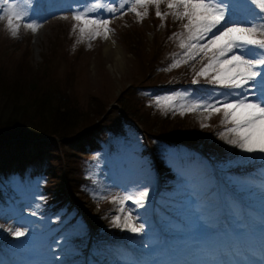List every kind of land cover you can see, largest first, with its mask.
Listing matches in <instances>:
<instances>
[{"label": "rangeland", "instance_id": "rangeland-1", "mask_svg": "<svg viewBox=\"0 0 264 264\" xmlns=\"http://www.w3.org/2000/svg\"><path fill=\"white\" fill-rule=\"evenodd\" d=\"M133 3L134 0H129V3L121 6V0H0V53L12 54L14 53L13 46L16 45L15 55L20 56L22 51L28 47V59L34 68L42 66L45 56L48 58L52 56L53 64L58 62L56 69L60 88L65 76H68V72L73 69L72 80L79 90L80 101L86 104L88 99L93 96L94 99L107 105L106 110L108 111L116 105V97L123 88L130 82L139 81L143 77L144 81L141 80L144 83V89L132 88V94L140 96L155 94L157 92L156 84H158L155 77L169 80L174 75L175 69L181 68V66L186 68L184 71H195L194 79H204L196 76V72L206 62L201 61L199 57L188 63H181L179 67H170L174 60L183 58L184 50L179 46L180 39L173 34L179 35L184 32L183 24L186 20H176L171 15L162 19L155 16L156 14L152 15L148 9L147 15L137 16L136 12L130 10ZM233 3L237 5V8L234 13H230V19H253L255 13L251 11V6L246 3V0H233ZM10 5L22 16L19 21L13 18V24L20 25L16 35H12L7 24ZM166 5L167 0H161L160 11L162 13L170 11ZM109 6L115 7L116 11L110 12ZM151 6L155 7L153 4ZM81 11L87 12L88 16L98 20H108L107 36H111L115 45L107 47L109 39L105 38L103 26L99 27L100 35L98 36L95 35L92 28L85 29V32L81 34V22L73 19V16ZM137 11L144 13V6L138 5ZM167 19L172 21L171 24L168 22V26L165 22ZM253 22L261 23L258 19ZM29 23L35 26V31L27 27ZM125 39H128L130 43L138 39L142 42L143 52L141 51V53L143 55L139 54L141 60L138 59L134 50L128 47L130 43L127 45ZM154 39L157 42L164 41L163 52L161 57H158L164 62V68L160 70L163 72L162 76L157 75L158 71L152 76L145 65L146 56L149 58L153 53ZM62 50L66 52L65 56L61 55ZM39 75L42 76L40 83H44L43 80L51 77L47 73ZM191 86L177 87L172 91L153 95L152 99L148 97L147 105L151 104L155 106L154 108H159L160 111L175 110L181 113L184 106L200 102L213 95V88L217 89L215 93L217 98H222L219 97V92L224 91L219 86L209 84L208 87L198 89L204 93L198 92L196 95ZM253 91H258V89ZM186 113L188 111L181 115ZM190 113L193 121L199 126L200 133H206L210 140H214L224 150L229 161L224 165L226 168L233 169V171L241 170L244 168L242 167L244 164L253 163L248 166L255 164L263 166L259 167L257 173L253 171L250 174L258 177L264 172V153H247L221 138L219 133L231 126L220 123L222 112L212 114L208 119H205L208 113L201 110ZM106 121L108 124L103 133L95 139L99 144L98 149L88 154L86 158L83 156L84 161L82 162L86 176L100 189L99 199L92 203L91 214H96L102 208L106 211L101 223L106 233L101 231L103 233L101 235L112 234V237L128 238L124 239V246L132 249L131 251H122L125 249L117 247L118 251L114 252V250L111 255L104 254L107 256L109 264H135V262L139 264H167L160 239H154L157 230L151 225L153 217L159 222L161 229L168 233L177 235L183 233L180 232V229L186 230L185 234L188 235L186 242L176 244L181 251L185 253V250L189 251L188 264L207 262L199 245L204 242L211 244L213 241L215 214L218 206L213 175L217 177L221 176V173L217 170H213L214 173L207 172L205 163L202 161L196 163L194 160L199 158L195 155L185 154L188 151L183 148L176 150L164 143H161L162 146H157L167 152L168 155L165 159L170 166L173 165V172H176L174 179L171 180L173 191L169 192L168 199H164L163 203H167L172 211L181 215L185 224H180L174 221L172 216L164 215L162 211L157 213L159 204L156 201V178L150 168L151 162L146 157V153L143 154V150L148 147V144L144 141L139 126L125 117L115 116L113 121ZM202 124L208 126L201 127ZM226 134L232 138L231 134ZM157 142L154 141V144ZM51 156L52 154L47 152L42 161L34 160L27 164L22 179L19 174H11V180L6 183V186L8 184L10 191L19 192L21 199L11 203V205L14 203L16 207L14 211L9 214L0 213V242L13 243L12 246L15 249L26 254L19 264H84L89 260H84V251L77 249V239L74 238L77 236L78 240L86 242L87 236L84 231H86L85 222L87 220L84 218V222V220L75 217L74 212H68L67 205L59 207V201L51 202L45 207L47 198L50 196L43 193L45 192L43 187L53 185L54 180L43 175H35L33 178L28 176V172L34 168L43 166L54 168L56 163L49 160ZM181 160L186 162L185 168H181L177 164ZM238 165H241L240 168L237 167ZM231 176L237 175L232 174ZM107 177L117 180L118 183L115 186L112 185L113 181L110 182ZM231 179L237 187L243 190L242 192L245 194L243 197L249 196V198L246 197L249 204H256L258 207L264 208V178H258L256 182L251 180L246 184L238 181L239 179L235 177ZM240 179L242 178L240 177ZM4 184L3 179H0L2 192L5 191ZM221 185H219L220 191H222ZM143 191H147V196L138 205L135 200ZM206 192L209 195L205 196ZM126 196L132 198L125 199ZM122 200L123 204H121ZM84 201L86 205L92 202L83 197L79 207L86 206ZM117 217L119 219H116ZM126 217L134 225L143 224L144 230L140 233H133L122 227L114 226L115 223L123 224ZM176 223L178 225H175ZM17 228L26 230L25 236L15 237L8 231V229L14 231ZM66 228L68 229L65 231ZM177 228H180V231ZM90 246L92 248L95 245L91 244ZM3 248L10 255L14 252L7 250L6 246ZM130 252L146 255V259L144 262L136 261ZM78 253L80 255L75 258ZM0 259L7 264H13L8 259L3 260L2 256ZM177 259H181V257L177 256ZM87 264L97 263L92 261Z\"/></svg>", "mask_w": 264, "mask_h": 264}, {"label": "trees", "instance_id": "trees-1", "mask_svg": "<svg viewBox=\"0 0 264 264\" xmlns=\"http://www.w3.org/2000/svg\"><path fill=\"white\" fill-rule=\"evenodd\" d=\"M147 9L152 15H155L154 6L149 4ZM165 22L167 26L168 22L172 23L168 19ZM139 35H141L140 32ZM138 40L130 43L128 39H125V42L127 45L130 43L128 47L134 50L138 59L141 60L139 54H142L141 51L143 52L142 42ZM154 42L153 53L149 58L146 56L145 65L152 76L157 71L159 72L157 75L162 76L163 72L160 70L164 68V62L158 57L163 52L164 41L157 42L154 39ZM13 43L15 44V42ZM13 51L12 54L0 53V179L5 182L11 178V174L22 176L28 163L34 160L42 161L47 152L52 154L49 160L56 163L54 168L47 166L34 168L29 171V176L43 175L54 180L53 185L43 187L45 191L43 193L50 196L47 198L45 207L51 202L59 201V207L67 205L68 212H74L75 217L82 216L88 220L89 226H86V231H84L86 238L88 239L91 235V239H89L91 244L97 245V248H93L94 250L103 249L104 246L103 254L100 252L93 255L98 261L103 258L107 259L104 254H112L109 244H105L102 240L103 238L112 239V234L101 235L106 233L101 226L103 214L106 212L104 208L94 215L91 214L92 203L99 199L100 189L86 176L82 161H84L83 156L86 158L88 154L98 149L99 144L95 139L106 128L105 126L108 124L106 120L113 121L115 116L123 118V112L141 125L144 133L142 137L148 144V147L143 150V154L146 153L149 162H153V160L157 162L161 173L159 197L164 198L170 191H173L171 180L174 179L173 165L165 163L160 156L161 149L157 145L161 143L196 149L201 154L192 153L199 156V159L194 161L196 163L204 162L206 171L210 169L208 160L214 162L226 173L233 170L224 166L229 162L224 150L214 140H210L206 133H200L199 126L193 121L190 112L181 115L180 111H160L159 108H154L155 106L151 104L147 105L148 97L152 99L153 95L172 91L177 87L192 83L195 71H184L186 68L181 66V68L175 69L174 75L169 80L155 77L158 82L156 84L157 92L151 96L150 94L134 95L131 92L132 88L144 89V77L141 78L143 81L141 79L132 81L116 97L117 106H112L113 109L108 111L106 110L107 105L94 99L93 96L88 99L86 104L80 101L79 90L72 80L73 69L68 72V76H65L60 88L56 69L58 62L53 64L52 56L49 58L45 56L42 66L34 68L28 59V47L22 51L20 56L15 55L16 45L13 46ZM65 53L62 50L61 55L65 56ZM40 73H47L51 77H47V80H43L44 83H40L39 81L42 79ZM154 141H158L157 144H154ZM183 164L186 166V162ZM250 164L253 163H246L242 167L248 168ZM240 166L237 167L240 168ZM179 167L182 168V166ZM150 168L153 170L151 163ZM107 178L109 179V177ZM242 179L241 182L245 184L252 180L248 176H244ZM109 181H113L111 184L114 186L118 183L112 178ZM7 186L5 182V191L0 190L1 214H9L4 211L7 207L5 201L11 194L8 192L10 187L8 186L7 190ZM83 197L92 202L88 206L79 208L78 205ZM80 233L83 234V232ZM74 239H77V249L84 250L86 242L78 240L77 236ZM4 245L9 247L10 244L0 242V252L5 251L3 250ZM114 249L118 251L117 248L114 247ZM8 254L6 255L8 256ZM136 257L139 258V256Z\"/></svg>", "mask_w": 264, "mask_h": 264}, {"label": "snow or ice", "instance_id": "snow-or-ice-1", "mask_svg": "<svg viewBox=\"0 0 264 264\" xmlns=\"http://www.w3.org/2000/svg\"><path fill=\"white\" fill-rule=\"evenodd\" d=\"M127 3L129 0H121V6ZM160 3L161 0H134L130 10L136 12L137 16L147 15V5L153 4L156 16L162 19L171 15L176 20H186L183 24L184 32L173 34L180 39L183 58L174 60L170 67H179L181 63L199 57L206 62L196 72V76L204 78L210 85L224 89L219 92L222 98L215 96L217 89L213 88V95L184 106L181 114L201 110L208 113L205 117L208 119L212 114L222 112L220 123L231 126L219 133L221 138L247 153H264V38H261L264 37V0H246L255 13L252 20L230 19V13H234L237 8L233 0H167L166 6L170 11L163 13L160 11ZM138 5L144 6V13L137 11ZM9 9L7 24L12 35H16L20 25H14L13 18L19 21L22 16L11 5ZM109 11L115 12L116 8L109 6ZM73 19L81 22V34L85 29L92 28L98 36L99 27L103 26L107 38L108 20H98L84 11L76 13ZM257 19L261 23L253 22ZM27 27L36 30L31 23ZM192 83L199 81L194 79ZM226 133L231 134L232 138ZM146 196L147 191L140 192L135 203L141 204ZM114 226L133 233L144 230L143 224L134 225L127 217L123 224L115 223ZM8 231L15 237L26 234V230L19 228Z\"/></svg>", "mask_w": 264, "mask_h": 264}, {"label": "bare ground", "instance_id": "bare-ground-1", "mask_svg": "<svg viewBox=\"0 0 264 264\" xmlns=\"http://www.w3.org/2000/svg\"><path fill=\"white\" fill-rule=\"evenodd\" d=\"M107 38L109 39L108 42H107V47H109L110 45H115V44L113 43V41H112L110 35H108ZM196 264H201V263H198V262H197ZM203 264H205V262H204Z\"/></svg>", "mask_w": 264, "mask_h": 264}]
</instances>
